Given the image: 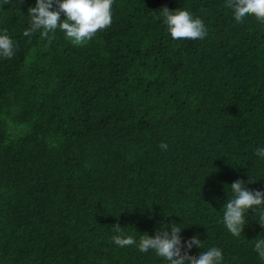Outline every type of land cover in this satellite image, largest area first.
<instances>
[{"label":"trees","instance_id":"obj_1","mask_svg":"<svg viewBox=\"0 0 264 264\" xmlns=\"http://www.w3.org/2000/svg\"><path fill=\"white\" fill-rule=\"evenodd\" d=\"M35 3L0 0L15 47L0 57V264H168L111 237L172 222L202 241L192 256L264 264L255 213L238 238L222 222L232 182L264 191V23L226 0H114L110 27L74 46L23 36ZM164 6L206 37L174 40Z\"/></svg>","mask_w":264,"mask_h":264},{"label":"clouds","instance_id":"obj_2","mask_svg":"<svg viewBox=\"0 0 264 264\" xmlns=\"http://www.w3.org/2000/svg\"><path fill=\"white\" fill-rule=\"evenodd\" d=\"M5 2L11 3L12 0ZM113 3L114 0H36L35 6L28 8L29 27L23 31V36L31 37L39 33L42 38L51 42L59 29L74 46H83L92 40L97 32L110 27ZM225 7L233 11L234 19L238 23H242L249 16H254L257 21L264 23V0H226ZM159 12L167 32L174 40H203L206 37L207 28L203 20L194 17L187 9L170 10L164 6ZM14 53V42L7 29H4L0 32V57L10 59ZM159 147L166 151L168 145L162 141ZM255 155L264 158V147H257ZM230 189L232 197L227 199L223 206L222 220L230 234L240 237L247 223L246 213L250 209L255 213V219L261 227H264V191L247 188L246 182L241 179L232 182ZM181 229L175 222L163 224L154 235L144 233L137 242L116 224L117 235L111 239L121 248L136 245L141 253L151 250L168 264H221L223 253L215 246L201 251L198 256L190 255L189 250L194 246L203 248L202 241L193 235L182 243ZM254 251L264 260V239L256 240Z\"/></svg>","mask_w":264,"mask_h":264}]
</instances>
